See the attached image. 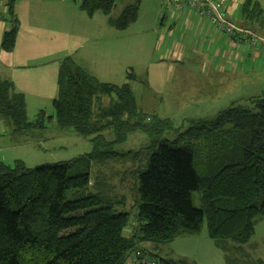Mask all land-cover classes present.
<instances>
[{
	"label": "trees",
	"instance_id": "obj_1",
	"mask_svg": "<svg viewBox=\"0 0 264 264\" xmlns=\"http://www.w3.org/2000/svg\"><path fill=\"white\" fill-rule=\"evenodd\" d=\"M140 4L134 0L117 18L111 16L117 0H82L80 9L89 17L102 12L112 27L124 31L138 20ZM6 5L2 18L10 28L1 49L12 52L20 27L17 0ZM240 12L245 22H256L264 31V11L257 1H244ZM127 79L135 80L134 74ZM252 104L232 106L159 143L138 177L137 227L127 238L130 216L115 211L124 197L111 194L103 172L92 184V170L136 159L139 153L121 154L115 147L136 132L161 135L172 129L171 123H156L142 112L129 83L101 82L70 57L60 66L53 116L41 110L29 121L24 94L0 78V118L12 124L14 134L43 131L55 121L93 145L87 155L36 168L0 158V264H126L136 251L141 253L138 264L148 259L190 264L164 256L162 248L180 237L200 236L204 224L207 236L224 252L225 264H264L244 252L264 218V97ZM105 131H113V141L105 138ZM194 194L199 195V208ZM145 243L156 252L148 253L141 247Z\"/></svg>",
	"mask_w": 264,
	"mask_h": 264
},
{
	"label": "crops",
	"instance_id": "obj_2",
	"mask_svg": "<svg viewBox=\"0 0 264 264\" xmlns=\"http://www.w3.org/2000/svg\"><path fill=\"white\" fill-rule=\"evenodd\" d=\"M6 1H0V78L12 81L16 90L24 94L27 114L29 104L41 108V102L50 100L52 103L55 99L60 66L68 57L101 82L115 85L129 82L123 58L124 48L120 41H113L112 45L109 42L111 33H115L109 28V18H96L98 12L93 17L86 18L80 9V3L74 0H17L16 13L20 27L15 49L12 52L3 51L2 37L10 28L2 18L8 9ZM223 1L231 21H238L235 16L239 14L244 0ZM161 12L165 13L160 16L157 27L160 39L163 40L161 45L165 49L157 59L150 62L148 68L145 83L148 81L151 98L158 97L163 101L160 95L169 93V85H174L175 78L179 76V83L174 89L175 95L190 88L195 97L187 99L189 104L194 105L192 101L195 100L203 104L200 107H206L213 103L214 93L208 90L209 82H203L204 76L234 71L238 62L246 63L251 59L260 61L261 64L264 62V43H258L256 47L236 44L189 9L180 13L175 5H168ZM71 20L75 22L76 28L69 24ZM80 21L85 25V30L79 31ZM239 23L242 24L239 27L252 30L243 20ZM176 37H182V41L179 42L180 39ZM184 42L189 49L183 47ZM103 51L104 54L99 55ZM189 53L192 62L196 63L194 59H197L198 64L192 68L178 65L180 70L171 65L173 61L186 62ZM167 56L172 57V61L163 59L168 58ZM183 77L192 80L197 85L196 88L191 89ZM41 110L43 109L39 111ZM203 112L199 115L201 120L206 116ZM188 118L190 117H183V120ZM29 133L18 135L26 137ZM0 140V158L4 156L6 161L9 149L22 147L26 142L8 143L11 139L7 138ZM144 249L148 253H155L157 250L150 244ZM161 253L173 259L185 258L191 264H225L224 252L207 236V232L198 237H180L162 248ZM147 264L150 263L147 261Z\"/></svg>",
	"mask_w": 264,
	"mask_h": 264
},
{
	"label": "rangeland",
	"instance_id": "obj_3",
	"mask_svg": "<svg viewBox=\"0 0 264 264\" xmlns=\"http://www.w3.org/2000/svg\"><path fill=\"white\" fill-rule=\"evenodd\" d=\"M81 1L82 0H76L78 4L81 3ZM133 1L134 0H117V6L111 16L114 18L119 17L123 9L127 5L133 3ZM255 1L260 4L264 11V0ZM221 3L225 5L223 0H221ZM168 5V2H165V0H141L139 17L135 23L124 31H119L111 25L109 27L111 32H115L110 35V44L112 45L113 41H120V45L124 48L123 58L126 77L131 72L135 76V80H128V83L134 91L139 109L151 117L153 121L155 120L156 123L157 119L162 120L165 118L172 126V129L166 130L161 135L149 136L141 132L130 134L125 143L115 147V151L121 154L139 153L140 155L136 159L132 157L123 158L119 161L111 162L106 166H95L92 170V184H94L98 173L103 172L106 183L112 187L111 194L118 198L124 197L125 203L123 205H117L115 211L116 213H125L130 216V224L124 231V236L127 238L133 236L137 227V204L139 202L138 177L140 173L148 169L150 156L157 149L159 143L163 140L172 141L176 139L178 131L183 132L185 129L189 128L192 123L213 120L220 112L232 106L241 105L252 108V102L264 97V62L261 64L260 61L251 59L246 63H236L234 71H228L222 75L204 76L205 79L203 82L205 83L208 81V90L214 93L213 103L206 107H200V105L203 104L195 102V100L192 101L194 105L189 104L187 99L195 97L190 88L189 90L181 91L175 95L174 89L179 83V76L175 78L174 85H169L167 89L169 93L160 95L163 101L158 99L157 96V98H151V91L147 87L148 81L145 83V80H147L150 62L157 59L165 49L161 45L163 40L160 39L157 25L160 16L165 13L161 12L163 11V7H167ZM83 14L88 18V15L84 11ZM96 18L106 19L109 18V16L102 12H98ZM235 18H238V21L235 20L234 23L237 24V26L242 25L239 23V21L243 20L241 19V12H239ZM243 22L245 21L243 20ZM69 24L72 28H76L73 20H71ZM245 24L253 27L250 31L257 37L254 38L257 44H263L264 42H262L261 39L264 40V31L259 28L261 27L260 24L256 22H245ZM78 28L79 31L85 30V25L80 21ZM245 29L249 30V28ZM176 38L178 40L180 39L179 42L182 41V37ZM183 45V47L189 49L186 42H184ZM102 54H104V51L99 53V55ZM190 54L191 53L187 55L186 62L173 61L171 65L177 66L178 70H180L179 66H189L192 68V66L198 64L197 62L199 61L194 59L196 63H193ZM167 55L170 56V53L167 52ZM163 59L165 61H172L171 59L173 58L163 57ZM166 63L170 64L169 62ZM183 78L188 82V86H190L191 89L196 88L197 85L193 83L192 80H189L187 77ZM103 102L108 104L109 99L104 97ZM32 103L35 104L34 101H32ZM40 105L41 108H37L32 105L31 107L29 104V121H33L40 109H43L47 115H54V108L50 100L41 102ZM202 112L206 113L204 120H201L199 116ZM183 117L190 118H188V120H183ZM112 134L113 131L103 132V135L109 142L114 140ZM4 138L8 140L11 139L8 143L23 142L28 138L26 142L22 144V147H12L8 150L7 161L4 159V156H2L1 159L9 164H12L15 160H22L29 168L72 161L83 155L89 154L93 149V145L88 138L78 136L73 129H60L55 121L48 123L46 130H38L29 133V135L25 137V135L20 136L14 134L12 124L0 118V139L4 140ZM178 147L182 148L184 144L181 143ZM90 191H95V189L91 188ZM194 204L195 207H200L198 194H194ZM257 226L258 230L250 243L244 247V252L251 254L255 259L261 258L264 261V218L257 222ZM204 232H207L206 224H204L202 233ZM149 244H142L141 247H147ZM153 261H155V264H161L159 259H148V263L150 264Z\"/></svg>",
	"mask_w": 264,
	"mask_h": 264
},
{
	"label": "built area",
	"instance_id": "obj_4",
	"mask_svg": "<svg viewBox=\"0 0 264 264\" xmlns=\"http://www.w3.org/2000/svg\"><path fill=\"white\" fill-rule=\"evenodd\" d=\"M170 5H175L181 13L189 9L192 13L206 19L210 26L217 32L232 39L236 44L257 45L254 34L245 28L238 27L231 21L227 8L221 0H165ZM264 42L263 39H261ZM140 251L133 252L127 256L126 264H138ZM154 264V263H153Z\"/></svg>",
	"mask_w": 264,
	"mask_h": 264
}]
</instances>
